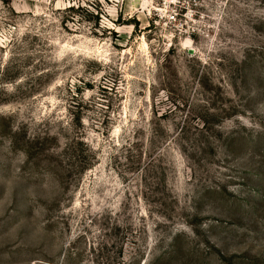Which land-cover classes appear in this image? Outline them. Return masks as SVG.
<instances>
[{"label": "rangeland", "instance_id": "rangeland-1", "mask_svg": "<svg viewBox=\"0 0 264 264\" xmlns=\"http://www.w3.org/2000/svg\"><path fill=\"white\" fill-rule=\"evenodd\" d=\"M138 1L0 0V264H264V0Z\"/></svg>", "mask_w": 264, "mask_h": 264}, {"label": "built area", "instance_id": "built-area-1", "mask_svg": "<svg viewBox=\"0 0 264 264\" xmlns=\"http://www.w3.org/2000/svg\"><path fill=\"white\" fill-rule=\"evenodd\" d=\"M132 3H133V5H134V0H132ZM176 6V5H175ZM176 8V7H175ZM166 15H170V16H172V14L169 12V11H166V13H165ZM166 15H165V18L163 17V12H162V9L160 8L158 11H156V18H158V19H162V17L164 18V19H166L167 20V18L168 17H166Z\"/></svg>", "mask_w": 264, "mask_h": 264}, {"label": "bare ground", "instance_id": "bare-ground-1", "mask_svg": "<svg viewBox=\"0 0 264 264\" xmlns=\"http://www.w3.org/2000/svg\"><path fill=\"white\" fill-rule=\"evenodd\" d=\"M143 2H144V1H143ZM137 3L140 4V5L137 4V5H138V6H137V9H139L142 3H141V1H138V0H137ZM143 4H144V3H143Z\"/></svg>", "mask_w": 264, "mask_h": 264}, {"label": "water", "instance_id": "water-1", "mask_svg": "<svg viewBox=\"0 0 264 264\" xmlns=\"http://www.w3.org/2000/svg\"><path fill=\"white\" fill-rule=\"evenodd\" d=\"M135 1V0H134ZM137 1V0H136Z\"/></svg>", "mask_w": 264, "mask_h": 264}]
</instances>
